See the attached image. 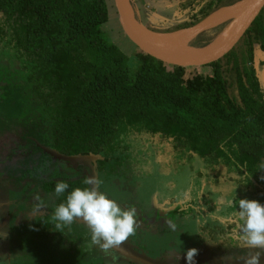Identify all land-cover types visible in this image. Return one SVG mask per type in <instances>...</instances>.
Returning a JSON list of instances; mask_svg holds the SVG:
<instances>
[{"label": "trees", "instance_id": "1", "mask_svg": "<svg viewBox=\"0 0 264 264\" xmlns=\"http://www.w3.org/2000/svg\"><path fill=\"white\" fill-rule=\"evenodd\" d=\"M222 1L207 0L199 18L164 32L197 25ZM108 21L106 0H0V134L35 148L20 160L2 158L1 169L28 174L39 157L60 163L46 147L65 156H102L90 162L100 180L135 162L129 140L156 138L172 147L176 160L202 161L192 171L199 182L227 176L244 196L263 200L264 69L256 55H264V9L206 73L167 66L137 48L130 61L106 37ZM42 181L44 197L53 194L57 205L74 188L90 187L85 178ZM59 181L69 188L57 196ZM204 230L211 232L207 247L218 250L222 228Z\"/></svg>", "mask_w": 264, "mask_h": 264}, {"label": "rangeland", "instance_id": "2", "mask_svg": "<svg viewBox=\"0 0 264 264\" xmlns=\"http://www.w3.org/2000/svg\"><path fill=\"white\" fill-rule=\"evenodd\" d=\"M106 1L109 7V21L103 26V31L109 41L123 51L130 61H135L136 47L120 30L114 1ZM152 1L141 0V5H139L136 0H133L135 17L139 22L141 21L145 25L151 26L152 29L161 32L175 29L184 24L191 15L199 12L200 8L207 2V0ZM192 1L193 5L189 6L188 3ZM240 1L242 0H223L220 8ZM231 22L228 21L217 28L202 33L190 43V47L198 49L207 45L216 39ZM259 54L256 55V60L260 61L264 69V56ZM200 70L201 73H206L209 68L204 67ZM7 103L9 102L3 105L10 108L14 107V103H9V105ZM13 112L12 118L15 117ZM15 137L16 135L13 134L9 136L0 134V160L4 157L9 161L20 160L22 158L21 152H28L30 156V153L34 151L35 148L30 147L25 141H18ZM130 142L133 145L132 148H135L139 154L140 161L138 165L136 163L133 165V162L130 166H125L126 169L124 167L119 168L120 178L128 177L127 183L131 185V187H127L128 192L134 191V188L137 187L138 195L146 204H149L150 198L154 200L158 195L164 198L166 194L164 188L166 187H168V195L180 194L186 190H190L189 192L193 194L192 199L195 208L192 207V215L190 216L195 215L198 218L191 220L186 226L178 222L176 228H171L168 243L171 242L173 248L163 249L161 253L158 245L151 247L150 243H147L148 239L145 240L144 238H142V244H136L137 241L132 238L143 234L145 230L143 232L142 230L148 228L143 223L139 224L137 218L136 231L134 235L129 237L130 240L125 241L121 247L113 248L107 252L98 245L92 244L91 232L85 223L78 221L70 226L57 228L52 216L58 205L53 194L47 195L48 197L41 195L42 178L49 181L72 178L74 173L64 167V165L66 166L65 163L61 162L60 165L59 163H52L44 157H39L33 163L29 160L36 169L27 172L28 174L26 172L9 173L8 170H2L0 164V264H181L182 261L187 263L186 253L193 248L197 249L194 264H215L208 255L202 256L204 258L200 260L195 259L199 256V243L205 240L204 237L208 235L207 233H211L204 229L202 230L203 233L200 232L203 228L202 225L212 227L219 219H221L220 226L223 231L220 236V250L217 251L216 258L230 256L228 261L221 262V264H244L245 259L253 255L255 251L261 252L260 264H264V249L253 250L246 247L245 253L248 254L243 253L242 250H239L238 238L236 231H234L238 223L234 216V212L238 210V200L245 198L254 200L255 198L250 197L249 194L244 196L242 188L237 187L239 190H236L237 184L232 179H228L227 176H220L218 181L214 179V184L205 178L204 180L200 179L199 182L192 171H198L197 168L202 167V161H193L192 166H189L184 160L176 168L175 165L178 160L173 156L170 151L172 147L167 142L161 144L162 141L156 138L142 139L137 141L138 143L133 140ZM130 142H127L128 146H130ZM130 149H128V154ZM87 164L88 166H83L88 169L86 180L90 178L98 180L96 166L90 165V162ZM144 166L149 168L145 169ZM180 167L184 168L174 174L173 172H176ZM79 174L84 175L81 172ZM120 178L117 180L114 178L113 181H119ZM100 181L105 182V180ZM199 186H201V197L197 195L199 191L197 187ZM103 193L117 202L118 198L124 199L116 189H111L110 185L109 187L104 186ZM208 194L211 196L209 197ZM128 197L130 201L135 199L140 201L134 193L128 194ZM198 199H201V205ZM259 202L264 204V199L259 200ZM124 205L125 208L132 207V204ZM142 207L148 209L145 206ZM196 207L198 208L196 209ZM139 213L140 211L137 214ZM219 214H221V218ZM161 226V223L155 220L151 224V228ZM223 253L225 255H222Z\"/></svg>", "mask_w": 264, "mask_h": 264}, {"label": "clouds", "instance_id": "3", "mask_svg": "<svg viewBox=\"0 0 264 264\" xmlns=\"http://www.w3.org/2000/svg\"><path fill=\"white\" fill-rule=\"evenodd\" d=\"M264 167V164L261 165ZM92 187L74 188L60 203L52 219L57 228L70 226L74 222L85 223L91 232V242L105 252L121 247L136 231V209L125 208L98 190L100 181L90 178L85 181ZM69 188L67 182L59 181L55 185V194H63ZM238 210L234 212L238 223L236 236L242 246L250 249H264V204L258 200H238ZM231 203V202H230ZM242 222V223H239ZM169 226L175 225L169 222ZM197 249L187 251V264H194ZM260 251H255L245 259L244 264H260Z\"/></svg>", "mask_w": 264, "mask_h": 264}, {"label": "water", "instance_id": "4", "mask_svg": "<svg viewBox=\"0 0 264 264\" xmlns=\"http://www.w3.org/2000/svg\"><path fill=\"white\" fill-rule=\"evenodd\" d=\"M113 1L122 32L140 52L163 62L167 66L181 68H204L222 60L241 41L245 33L264 9V0H242L238 3L226 6V8L230 11L241 10L242 14L236 19L223 22L226 23L228 21H232L223 36H221V34L224 31L209 44L195 49L190 47V43L202 33L214 29L215 24L211 22V18L225 7L217 9L195 26L163 33L150 30L141 21L139 22L136 19L133 0ZM217 24L220 25L222 22H218ZM193 34H195V36L186 46L194 49V52L191 53H181L160 43V40L164 38L167 39L170 37L176 39L180 35L191 36ZM256 69L258 71V67H256ZM260 75V81L263 84L264 73L260 72ZM43 149L53 158L67 164L97 162L103 158L100 155L94 154L65 156L46 147H43Z\"/></svg>", "mask_w": 264, "mask_h": 264}, {"label": "flooded vegetation", "instance_id": "5", "mask_svg": "<svg viewBox=\"0 0 264 264\" xmlns=\"http://www.w3.org/2000/svg\"><path fill=\"white\" fill-rule=\"evenodd\" d=\"M235 2H233V3H235ZM205 4H207V2ZM204 5L200 8L199 12H201V10L204 7ZM199 12H197L194 15H191L190 19H188L186 22H190L193 19V17H198L199 18L200 16H197V15H200ZM128 142H130V140ZM136 143H138V142H136ZM129 144H131V142ZM132 147H133V145H132ZM132 147L130 149L129 155L131 157L133 156V159L135 158L134 159L135 162L133 163V165L135 163H136V165H138V163L140 161L139 154L137 153L135 148H132ZM59 162L60 163L61 162L65 163V162L60 161V160H59ZM97 162H99V161H97ZM182 162H184V160H182L181 162L176 161L175 167L176 168L179 167V164L182 163ZM65 164H66V166L64 165V167H66V168H68V169L73 171L74 177H72V178H62V179H70V180H77V179H82V178L87 179L86 177L88 175V169L83 167V166H88L87 163H86V165H85V163H76V164H71V165H69L67 163H65ZM124 168L126 169V167H124ZM143 168L147 169L149 167L148 166L147 167L144 166ZM182 168H184V167H180L176 172H173V173L176 174ZM79 172H81V174H84V175L81 176L79 174ZM97 176H99L98 173H97ZM109 176L110 175H103L102 177H100L101 178L100 180H105V182L102 183V181L98 180V181H100V183L98 185L99 186V191L103 192V189H104L105 185L108 186V187L110 185L111 189H116V191L119 192L124 197V199L118 198V204L121 205L122 207H126L124 204H132V207H135L137 213L140 211V213L136 215L137 220H139V224L143 223L146 226H148L147 229L144 228L142 230V232L145 230V232L143 234H141V235H139L137 237L134 236V238H132L133 240L137 241L136 244L137 243L138 244L141 243V241L143 240L142 238H144L145 240L148 239L147 243H150L151 247H152V245H158V247H159L158 249L162 253L163 249L172 247L171 242L168 243V237L171 235V228H172V227L169 226V222L174 224L175 228H176L177 227L176 225L178 224V222H181L182 224H184L183 226H186V225H188L189 222H191V220L198 218V217H195V215L190 216V215H192V213H189V212H192V207L195 208L194 201L192 199L193 194H191L189 192L190 190L183 191L180 194L179 193L176 194L174 192L175 195H168V187H166V188H164L165 191H166V194L164 195V198H161V196L158 195V197H156L154 200H151V198H150V200H148L149 204H146L144 202V200H142L140 198V196L138 195V191H137L138 188L137 187L134 188V191L128 192L129 189L127 187H129V186L131 187V185H128V183H127L128 177L126 176V178H124V177L120 178L121 173L119 172V169L115 173H112L110 177ZM114 178L116 180L118 178H120V179H119V181L115 180V182H116L115 183L113 181ZM121 179L123 180V182H122ZM42 180H46V178H42ZM119 185H121L123 187H120ZM40 191H41V189H40ZM132 193L136 194V196H138L140 201L136 200V199L130 201L129 197H128V194L132 195ZM41 195L44 196L43 191H41ZM197 195L199 196L198 192H197ZM208 196L210 197L211 195L208 194ZM10 198H11V196H10ZM198 200L200 202V203L199 202L198 203L201 205L202 204V202L200 201L201 199H198ZM138 201H139L140 205H139ZM141 205L147 207L148 209L147 210L143 209V207ZM197 208L198 207H196V209ZM215 211L216 212H221V211H217V210H215ZM220 215L221 214H219V217H220ZM153 220H155L156 222L161 223L162 226L161 227L151 228V224H152ZM220 220L221 219H219L218 222H215L212 227H217V226L221 227L220 226ZM146 222L148 223V225H147ZM202 227L203 228L200 230V232L203 233L202 230L204 228H206V226L202 225ZM152 230H155V231H152ZM219 237H220V235H219ZM128 240H130V238ZM145 244H146V242H145ZM207 244L208 243H206L205 240L203 242L199 243L198 248L200 249L199 251L201 253L199 252V256L195 260H200V259L204 258L202 256L208 255L210 260L214 261L215 264H221V262H224V261L226 262V261H228L230 259V258H228L230 256H227V257L219 256V258L217 259L216 258L217 257V251H219L220 248L218 250L210 249V247L209 248L207 247L208 246ZM241 248L242 249H239V250H242L243 253H245V250L247 248L243 247V246ZM245 254H248V253L246 252ZM222 255H225V253L222 254ZM184 261H185V259H184ZM181 264H187V263L182 261Z\"/></svg>", "mask_w": 264, "mask_h": 264}, {"label": "bare ground", "instance_id": "6", "mask_svg": "<svg viewBox=\"0 0 264 264\" xmlns=\"http://www.w3.org/2000/svg\"><path fill=\"white\" fill-rule=\"evenodd\" d=\"M241 14H242L241 10L240 11L238 10L230 11L225 7V8H222L220 12L213 15V17L211 18V22L215 24L214 28H217L218 26L224 24L223 22L227 20L236 19L240 17ZM218 22H222V24L219 25L217 24ZM226 31H227V28L224 30L221 36H223L226 33ZM194 36L195 34L191 36L180 35L176 39L168 37L167 39L166 38L161 39L160 43L165 45L166 47H170L181 53H191V52H194V49H191L189 46L188 47L186 46L190 43V40H192Z\"/></svg>", "mask_w": 264, "mask_h": 264}]
</instances>
